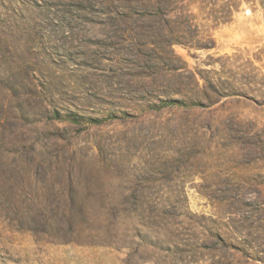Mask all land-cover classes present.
<instances>
[{
  "label": "rangeland",
  "instance_id": "374dc122",
  "mask_svg": "<svg viewBox=\"0 0 264 264\" xmlns=\"http://www.w3.org/2000/svg\"><path fill=\"white\" fill-rule=\"evenodd\" d=\"M255 3L0 0V264H264Z\"/></svg>",
  "mask_w": 264,
  "mask_h": 264
},
{
  "label": "crops",
  "instance_id": "0c3cea01",
  "mask_svg": "<svg viewBox=\"0 0 264 264\" xmlns=\"http://www.w3.org/2000/svg\"><path fill=\"white\" fill-rule=\"evenodd\" d=\"M255 2L256 6L258 7L257 12L259 13L257 15L256 22L257 24H264V0H255Z\"/></svg>",
  "mask_w": 264,
  "mask_h": 264
},
{
  "label": "trees",
  "instance_id": "16d2710c",
  "mask_svg": "<svg viewBox=\"0 0 264 264\" xmlns=\"http://www.w3.org/2000/svg\"><path fill=\"white\" fill-rule=\"evenodd\" d=\"M236 8V7H235ZM171 101H173L172 99L170 100V102ZM177 101H179V102H185V100H182V101H180V100H177ZM73 115H75V117H76V119H78L79 118V116H77V114H74V113H72ZM78 117V118H77ZM103 119H98V118H93L92 119V121H95V122H99V121H102Z\"/></svg>",
  "mask_w": 264,
  "mask_h": 264
},
{
  "label": "built area",
  "instance_id": "2783aa9c",
  "mask_svg": "<svg viewBox=\"0 0 264 264\" xmlns=\"http://www.w3.org/2000/svg\"><path fill=\"white\" fill-rule=\"evenodd\" d=\"M250 12H251L250 8L245 10V13H247V14L250 13Z\"/></svg>",
  "mask_w": 264,
  "mask_h": 264
}]
</instances>
